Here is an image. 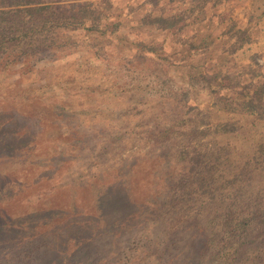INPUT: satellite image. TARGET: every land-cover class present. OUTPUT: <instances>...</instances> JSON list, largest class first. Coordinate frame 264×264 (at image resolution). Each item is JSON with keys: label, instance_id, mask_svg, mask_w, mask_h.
I'll return each mask as SVG.
<instances>
[{"label": "rangeland", "instance_id": "374dc122", "mask_svg": "<svg viewBox=\"0 0 264 264\" xmlns=\"http://www.w3.org/2000/svg\"><path fill=\"white\" fill-rule=\"evenodd\" d=\"M83 1L27 0L26 4ZM221 1L220 18L237 21L238 33H245L249 15L264 11V0ZM136 3L132 17L123 13L120 18H99L103 28L110 23L111 33L58 28L49 40L40 36L38 41L9 40L0 48L3 152L15 153L20 162L34 158V148L42 146L44 156L37 163L35 178L38 191L30 194V202L55 185H67L72 196L68 220L81 223L76 226L80 229L72 231L67 226L72 237L66 241L69 233L50 230V225V233L31 228L26 234L36 236H27L25 246L1 252L5 264H20L26 252L51 243L66 249L86 234L95 240L83 242L82 252L71 264H214L206 246L208 236L219 231L229 216L238 223L249 205L264 209V95L254 91L234 99L233 90L215 93L202 75L197 76L201 62L196 58L172 69L171 64L134 56L138 44H154L161 53L166 47L155 41L154 27L142 24L151 1ZM124 4L117 1L114 6ZM21 6L20 0H0V11ZM259 25L233 57L230 73L236 81L243 73L254 72L264 84V16ZM117 29L122 36H116ZM236 99L252 102L263 116L248 108L233 110ZM55 121L65 134L50 140ZM220 124H227L230 131L218 132ZM8 128L11 138L3 135ZM48 142L54 144L52 152L45 150ZM195 148L213 160L219 157L218 182L190 197L188 204L183 203L185 208L172 207L175 183L190 167L180 151ZM118 174L129 179L126 188L131 198L98 210L101 201L109 203L101 184ZM3 245L0 238V248ZM84 246L92 247L84 252ZM68 262L69 258L61 257L54 263Z\"/></svg>", "mask_w": 264, "mask_h": 264}, {"label": "trees", "instance_id": "16d2710c", "mask_svg": "<svg viewBox=\"0 0 264 264\" xmlns=\"http://www.w3.org/2000/svg\"><path fill=\"white\" fill-rule=\"evenodd\" d=\"M117 1L126 2V5L124 4L123 8L120 6L115 8L114 5ZM129 1L84 0L75 5L32 6L26 4L27 0H20V4L23 6L13 10L0 11V48H4L9 40L21 42L32 40L31 38L35 39L38 36H40L38 38L43 37L49 40L51 37L49 34H56L58 28L69 32L88 30L105 34L111 33L108 27L110 23H106V27L103 28V24L98 22L99 18L100 20L103 16L106 20L107 18H120L123 13H126L127 18L128 16L132 17L134 11L131 8L135 9L139 4L136 3V0H132L131 4ZM145 1H151V3L146 9V19L142 20V24L146 23L155 28V32H157L155 41L161 46H166L165 53H161L154 47V44L151 46L138 44V47L133 51L134 56L139 59L147 58L154 63L163 62L169 66L171 64L172 69L190 64L196 58V60L199 59L197 62H201L197 76L202 75V79L216 91L215 93L222 94L226 90H233L231 95L234 99L254 91L264 95V84L261 82L262 76H258L259 73H243L242 70L240 82L236 81L233 74L230 73L231 67H233V57L239 50L245 48L248 39L259 31L264 11L259 15L256 13L249 15L245 33H238L236 32L237 21L220 18L221 0ZM97 5H99L98 8H96ZM91 21H95V23L88 25V22ZM122 24L123 22L118 24L119 28H122ZM200 25L204 26L198 30L197 27L199 28ZM120 31L117 29L118 35L114 34V36H122ZM9 35L11 36L9 37ZM56 36H52L54 41L57 39ZM38 38L35 40L38 41ZM40 44L45 45L44 43ZM168 46L171 47V50ZM231 78L232 81H230ZM234 103L233 110L248 108L258 117L263 116V112L256 109L252 102L236 99ZM54 114L56 113L54 112ZM228 128L227 124H220L217 131H230ZM9 130L8 128L6 133L5 130L3 131L6 138H11ZM167 130L169 133L173 132V129L172 131L171 129ZM50 132V140L56 139L59 133L65 134L64 128L56 125V121ZM15 140L16 138L11 139V141ZM65 140L60 139L58 142L62 141L63 143ZM3 146L0 142V233H4L0 235L1 241L4 243L0 248V264H5L1 256L4 249L23 247L26 244L27 236L29 239L36 236V234H26L31 228L34 230L35 227L39 234L50 233L47 229V226L50 225V230L58 228L59 233H69L68 227H70L69 231H72L80 229L76 226L81 224L78 220H68L69 215L72 214L70 209L72 196L67 185H55L48 192L36 198L33 203L30 202L33 199L30 194L38 191L35 178L38 177L36 175L37 163L44 156L42 146L34 148V158L24 159L20 162L16 160L15 153L5 154ZM53 147L54 144L48 142L45 147L46 152H52ZM207 154L199 148H195L193 151L190 149L180 151V156L190 163V167L175 183L171 196L172 207L181 204L182 208H185L183 203L188 204L190 197L199 196L204 190L211 189L218 182L219 167L217 162L219 157L216 156L213 160V157ZM13 161L17 163L10 165ZM248 168L250 171V165ZM128 180L125 175L118 174L111 181H104L105 184H101V187H106L105 197L109 199V203L101 201L98 210H101L102 205L112 207L117 201L119 203L123 199L129 201L131 192L130 188L129 190L126 188ZM234 182L236 184L238 180ZM10 186H16V189L6 191V188ZM249 206L251 209L238 223L232 222V217L229 216L219 231L208 236L206 246L210 250L209 257H213L214 264H264V209L257 211L260 207ZM232 208L234 206L228 207V210ZM40 219L42 220L41 224L37 222ZM252 224L255 225L250 230L249 226ZM257 225H261L260 229ZM259 231L263 233H257ZM84 236L85 239H73L75 243L66 249H61V246L53 243L40 249L33 248L24 254L20 264H56L54 262L61 257L69 258L68 263L71 264L74 256L78 252H82L83 242L95 240L94 236L90 234ZM71 237L72 233H69L64 239L66 241ZM84 247L85 250L84 248L83 250L86 252L92 246Z\"/></svg>", "mask_w": 264, "mask_h": 264}]
</instances>
